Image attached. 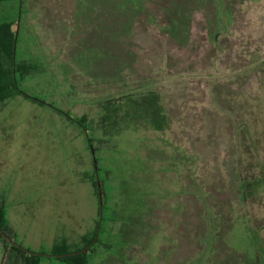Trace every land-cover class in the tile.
Instances as JSON below:
<instances>
[{
  "label": "rangeland",
  "instance_id": "374dc122",
  "mask_svg": "<svg viewBox=\"0 0 264 264\" xmlns=\"http://www.w3.org/2000/svg\"><path fill=\"white\" fill-rule=\"evenodd\" d=\"M23 5L17 59L33 68L17 78L30 98L0 104V210L14 240L51 253L63 242L78 245L94 224L88 134L107 193L104 231L88 264H264V0ZM227 89L243 103H227L220 95ZM149 91L162 94L167 130L108 118L114 100ZM241 107L256 119L258 147L245 182L227 159L232 143L248 147L233 140L226 111L236 116ZM83 116L86 129L73 120ZM132 208L143 209L145 224ZM131 225L138 235L124 238ZM220 225L222 245L211 250Z\"/></svg>",
  "mask_w": 264,
  "mask_h": 264
},
{
  "label": "trees",
  "instance_id": "16d2710c",
  "mask_svg": "<svg viewBox=\"0 0 264 264\" xmlns=\"http://www.w3.org/2000/svg\"><path fill=\"white\" fill-rule=\"evenodd\" d=\"M2 5H4V7H2ZM24 9L25 8L23 5V0H0V104L6 103L7 100L17 95H23L26 98H30V95H28L24 90L20 88L19 81L17 78V75L20 74L21 72H23L24 74L27 70L33 68L32 63H24V62L19 63L17 59L22 17L25 12ZM20 10H21V16L19 21ZM15 46H16V51H15ZM220 95L223 98H225V101L230 105L234 106V105H238L239 103L240 104L243 103L242 101L243 97L241 93L239 94L238 92L235 91L233 92L230 89H227L223 95L221 91ZM212 98L217 99L218 96L217 97L213 96ZM124 99L126 101L120 102ZM244 99L250 100V96L246 94L244 95ZM162 101H163L162 94H160V92L158 91H149L148 93L136 92V93L124 95L118 100L116 99L114 100V102H111V105L109 104L110 105L109 107H112L111 109L112 114L109 113L108 118L110 120L112 119L114 123H119V121H123L125 119L127 122L129 118L130 120L133 121L142 118L149 125H152V127L155 129L167 130L168 128L171 127L170 125L171 120L167 113L166 107ZM226 111L228 112L229 117L232 119V123H233V131H234L233 140L235 139V137L236 139L239 138L240 142H241V138L242 141L246 139L248 145L247 147L248 149L246 148V151L245 150L243 151V147L242 148L241 146L239 147L238 142L236 143L235 148L232 143V148L234 149L233 158L230 157L227 159H229L232 162V164L235 165L237 174L239 175V179L241 174H243L248 179L251 175L250 170L254 157V148H257L258 151V147H256V140H255L256 121L254 120L256 119L252 116V113L248 108L247 109L242 108L241 110L242 114L238 113L236 116L234 115V111L232 109L227 108ZM73 120L77 122L80 127L86 129L85 123L88 121L86 116L80 118H74ZM85 140L88 145H90V143L93 144V140L91 138H90L91 142H89L87 138H85ZM175 144H176L175 146L177 147L178 146L177 143ZM244 160H250L251 165L249 167H245L243 165ZM92 164H93V171H90V175L87 176V178H89L91 184L94 187H96L95 195L98 198V204H97L98 206L96 209V217H94V224L93 225L91 224V226L88 227L89 229L85 231L84 235H81L78 245H73L72 248L70 247L68 248V245H70L68 244L69 242L68 241L63 242L62 243L63 247L62 246L59 247V245H57L56 248L52 250L53 253H67L70 251L83 249L88 245H90L95 238L100 209H99V195H98V187L96 180L95 164L93 162V158H92ZM241 165L244 167L243 170L241 168ZM98 169L100 171V168ZM245 180L246 179H243L244 182ZM100 182H101L102 195H103V219H102V224H103L104 214L106 210L105 208L107 201V193L104 188V183L102 179H100ZM209 190L210 192H212L214 189L210 188ZM218 206H219L218 202H216L215 205L213 206L214 216L217 217L216 219L222 221V212L218 209ZM227 206L229 205L227 204ZM137 212L140 214L142 213V216L145 215L143 218V222L145 224L147 222L145 220L147 214L143 213V209L136 211L135 209L132 208L130 214L133 215V213H137ZM130 214L128 217L126 214H123L125 220L127 219L128 221ZM129 223H130V219H129ZM135 225H131L127 230L126 229L124 230L125 232H123L122 234L124 235V238L128 236V234H133V236L138 235L136 228H134ZM221 226L222 225H220L219 227L220 229L215 227L213 230V235H211L210 237L209 245L211 250L214 246L218 248L219 246L221 247L222 245L223 239L221 233ZM0 228L3 229L5 232H7V234L14 239V232L7 225L4 214L1 210H0ZM103 229L104 227L102 225L100 229L98 241L88 251L77 253L70 256H63L56 258L62 262H65L66 264H88L90 261L91 253L94 251L95 246L99 243L101 239L100 235L104 231ZM146 229L149 233L151 232L150 227L147 224H146ZM0 241L4 246L3 264H41L43 256L34 255L26 252L21 245L17 246L11 242H8L1 233H0ZM220 263L221 262H219L218 259L216 261V264H220ZM224 264H227L226 260Z\"/></svg>",
  "mask_w": 264,
  "mask_h": 264
},
{
  "label": "water",
  "instance_id": "95a60500",
  "mask_svg": "<svg viewBox=\"0 0 264 264\" xmlns=\"http://www.w3.org/2000/svg\"><path fill=\"white\" fill-rule=\"evenodd\" d=\"M19 21H20V16H19ZM15 51H16V46H15ZM88 140H90L89 135L87 134ZM91 152L93 155V161L95 164V172H96V180H97V187H98V195H99V219H98V224H97V229H96V235L94 240L92 241V243L90 245H88L87 247L80 249V250H76V251H70L67 253H37L31 250H28L26 248L25 251L30 253V254H34V255H40V256H49V257H63V256H70V255H74L77 253H82V252H86L88 251L98 240L99 238V233H100V229H101V224H102V219H103V195H102V187H101V182H100V178H99V174H98V166H97V158L95 155V150L93 148V146L91 145ZM0 233L3 236H6L7 240H9L11 243H13L14 245L19 246V244L9 235H7L5 233V231L3 229L0 228Z\"/></svg>",
  "mask_w": 264,
  "mask_h": 264
},
{
  "label": "flooded vegetation",
  "instance_id": "af4514ba",
  "mask_svg": "<svg viewBox=\"0 0 264 264\" xmlns=\"http://www.w3.org/2000/svg\"><path fill=\"white\" fill-rule=\"evenodd\" d=\"M86 137H87V135H86ZM87 139H88V137H87ZM89 142H91L90 140H88ZM91 145L93 146V148H94V150H95V147H94V145L92 144V143H90V145H88L89 147H88V149L90 150V152H91ZM92 153V152H91ZM95 155H96V152H95ZM254 159H255V156L253 157V162H254ZM94 162V161H93ZM256 162H254V164H255ZM253 168V167H252ZM251 173V172H250ZM244 179V175H240V180L242 181ZM6 234H7V232H5ZM8 235V234H7ZM10 236V235H9ZM11 237V236H10ZM4 238L7 240V238H6V236H4ZM8 242H10L9 240H7Z\"/></svg>",
  "mask_w": 264,
  "mask_h": 264
},
{
  "label": "crops",
  "instance_id": "0c3cea01",
  "mask_svg": "<svg viewBox=\"0 0 264 264\" xmlns=\"http://www.w3.org/2000/svg\"><path fill=\"white\" fill-rule=\"evenodd\" d=\"M57 245H55L52 250L54 248H56ZM3 256H4V246L2 244V242L0 241V264H3ZM42 263V262H41Z\"/></svg>",
  "mask_w": 264,
  "mask_h": 264
}]
</instances>
